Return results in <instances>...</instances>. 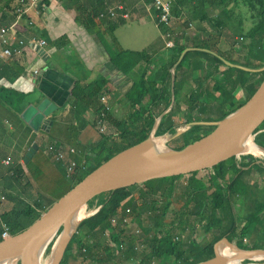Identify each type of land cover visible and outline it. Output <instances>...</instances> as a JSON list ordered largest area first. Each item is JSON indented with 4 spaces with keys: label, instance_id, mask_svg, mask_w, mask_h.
<instances>
[{
    "label": "trees",
    "instance_id": "trees-1",
    "mask_svg": "<svg viewBox=\"0 0 264 264\" xmlns=\"http://www.w3.org/2000/svg\"><path fill=\"white\" fill-rule=\"evenodd\" d=\"M189 1L193 4L186 10V20L172 31V49L176 53L169 60L162 53L161 56H154L148 50L120 47L113 32L124 21L121 18L113 22L107 21L103 28L95 22L97 18L100 19L99 13L105 7L102 1H99V7L96 6L87 13L81 12L79 8L75 9V21L82 24L89 33H95L99 37L111 62L133 80L134 87L130 95L125 97V114L119 116L113 110L110 111L108 101H100L102 96L112 98L115 94L106 78L100 77L92 82H86L81 77L75 79L70 99L74 114L81 118L76 131L85 124L97 127V119L103 112L105 120L114 127L117 136L99 133V141L88 148H82L84 152L71 157L76 164L68 178V190L115 153L147 138L157 113L168 111L154 135L168 133L173 136L178 123L171 121L169 112L186 80H189L190 87L183 96L187 117L185 124L207 121L204 116L211 112L215 114L216 120H221L243 104L258 87L264 71H246L228 66L223 60L247 68H260L264 65V0ZM69 2L76 5L78 0ZM177 3L175 1L173 4V15L177 14ZM20 5L19 0H0V17H7L9 10H15ZM231 19L235 20L234 26L230 25ZM2 23L0 19V24ZM189 23L197 30L217 31L218 35H208L206 38L186 37L184 30ZM155 24L164 33L168 30L156 20ZM106 35L110 37L114 47L106 42ZM66 40L62 36L57 41ZM187 48L189 51L179 60L180 54ZM151 65L155 68L154 74L150 71ZM11 67L15 68V65L10 61H0L2 74L7 75L3 71ZM177 69H180L179 73ZM194 70H200L201 74L192 78ZM19 72L20 69L12 75H18ZM215 76H219V79H215ZM213 85L219 93L213 97L214 104L207 105L203 97L212 98ZM1 91L3 90L0 89ZM240 92L244 96L243 102L235 104L234 100ZM4 99L8 106L16 101L8 93ZM91 110L95 114L92 122L86 117V113ZM204 127L207 130L201 133ZM214 127L211 124H190L185 131L171 139L173 145L170 148L182 149ZM254 134V142L264 147V121ZM239 158L241 160L237 161L236 157H232L203 171L152 179L94 197L86 205V212H94L79 221L60 264H69L71 261L78 264H110L123 248L132 255L116 260V264H190L212 257L214 243L224 236L237 241L245 249L264 248V223L259 225L264 221V161L260 163L251 154L240 155ZM12 161V164L6 166L0 162V188L6 197L0 209V238L5 227L9 234L26 228L57 200L44 198L38 192L31 198L29 176L19 160ZM230 170H233V175H229ZM253 170L262 175L263 183L250 180ZM199 173L201 176H198ZM62 174L64 175L63 167ZM180 179L188 187L185 202L176 211L174 218L165 223L164 217L172 207L178 189L177 181ZM102 195L104 199L97 203L96 199ZM239 195L244 199L241 215L234 209ZM128 215L129 221L136 224L135 228H139V234L134 227L129 228L123 221ZM199 227L205 235L202 243L190 241L192 238L184 243L176 240L177 231L182 234L188 230L190 236H194ZM106 230L111 232L115 245L113 249L103 237ZM81 231L85 233V238L79 235ZM244 236H248L250 242H246ZM89 237L93 238L89 240ZM51 245L50 243L45 249L46 254L51 250ZM138 245L143 248L140 249ZM72 246L76 249L73 254L69 252ZM249 262L251 261L246 260L242 263ZM254 262L264 263V260Z\"/></svg>",
    "mask_w": 264,
    "mask_h": 264
},
{
    "label": "crops",
    "instance_id": "crops-1",
    "mask_svg": "<svg viewBox=\"0 0 264 264\" xmlns=\"http://www.w3.org/2000/svg\"><path fill=\"white\" fill-rule=\"evenodd\" d=\"M69 1L44 0L38 4L39 14H35L33 9L30 8L25 14L26 17L22 16L19 22L21 28L19 35L25 39L41 38L45 40L46 44L38 46L34 43L26 46L21 52L14 54L7 60L13 63L15 68L11 67L4 70L3 72L7 75L0 72V89L3 90L0 92V162L4 166L3 160L6 158L17 159L25 171L24 156L29 148L36 144L37 149H35L27 163L31 162L42 148L46 160L38 166L37 176L40 178L45 176L46 179L52 177L50 163L62 171L61 164L46 149L50 142L73 146L81 154L85 151L82 148H88L101 138L97 127L91 124H85L83 128L76 131L81 118L74 114L71 108L72 100L70 99L71 88L75 79L81 77L86 82H92L100 77L106 78L115 94L112 98L102 97L110 104V111L113 110L119 116L125 114V97L130 95L134 87L133 80L123 74L111 62L109 53L99 37L95 33H89L82 24L75 21L76 8H79L83 13H87L92 11L94 7H99V1H102L105 7L99 13L100 19L97 18L95 22L97 21L103 28L105 22H113L121 18L124 21L123 24L117 26L113 33L115 40L123 49L148 50L154 56L162 53L165 54L167 60L176 53L175 49H172L173 46L166 47L165 43L169 38L155 24L153 11L150 9L148 2L142 3L139 0H78L75 5ZM175 1L178 2L177 14L174 13L171 25L167 27L171 32L175 31L186 20V10L193 4L189 0ZM119 5L122 6L121 9L117 8ZM109 9H114L113 16L108 14ZM101 14H104V16H101ZM147 18L153 20L159 33L150 40L142 41V46L136 48L128 46L135 43L128 34L132 22L142 26L146 24ZM0 19L3 23L11 22L7 17H0ZM234 21L231 19V26L235 25ZM176 24L178 25L176 26ZM189 24L193 27L191 37L206 38L208 35H218L217 31H200L192 23ZM123 26L128 27L124 35L119 38L117 33L122 30ZM173 35L172 33V37ZM62 36H65L67 40L57 41ZM123 39L128 45L123 43ZM105 40L111 47H114L108 35L105 36ZM0 61L2 63L7 62ZM19 69L18 75L13 76L12 73ZM150 71L154 74L155 68L153 65H151ZM177 72L179 73L180 69H177ZM200 74V70H194L192 78ZM215 79L218 80L219 76H215ZM214 86H212L213 96ZM189 87V80H186L184 88L180 90L177 98L174 101L172 100V110L169 114L174 121L177 119L178 111L185 109L183 96ZM7 93L13 99H16V101L11 102V106H8L4 99ZM43 98L50 99L55 104L56 109L45 119L39 130L34 131L23 121L20 113L29 104L38 102ZM209 100L211 99L209 98ZM204 103L207 104L205 101ZM167 113V110L157 113L156 119L161 122ZM86 117L92 122L95 119V114L91 110L86 113ZM204 118L208 121L209 116H204ZM68 157L71 158L72 156L68 155ZM33 191L31 190V192Z\"/></svg>",
    "mask_w": 264,
    "mask_h": 264
},
{
    "label": "water",
    "instance_id": "water-1",
    "mask_svg": "<svg viewBox=\"0 0 264 264\" xmlns=\"http://www.w3.org/2000/svg\"><path fill=\"white\" fill-rule=\"evenodd\" d=\"M188 50L189 48L180 54L179 60ZM223 62L228 66L246 71H264V65L260 68H247L225 59ZM55 109L56 106L50 99L43 98L26 106L20 116L34 131H38L41 124ZM263 121L264 77L254 93L221 120L191 122L186 128L177 130L171 137L185 131L190 124L215 126L210 132L188 143L182 149L176 150L167 146L164 149L152 148L151 137L156 127L154 126L147 138L115 153L88 172L29 226L6 237H1L0 262L15 259L18 264H40L39 259H35L39 248L59 231L57 243L51 249L49 264H60L79 222L71 231L72 223L76 220L80 210L84 211L88 202L94 197L152 179L187 175L210 169L227 159L244 154L241 147L248 139H251ZM255 145L262 147L256 143ZM35 149H37L36 144L29 148L24 156L25 163L28 162ZM221 243L231 247L237 246L238 253L230 256L219 252L218 247ZM213 251L212 257L190 264H227L232 259L238 263L248 260L251 262L247 264H254V261L264 260V248L245 249L240 243L226 236L214 243Z\"/></svg>",
    "mask_w": 264,
    "mask_h": 264
},
{
    "label": "rangeland",
    "instance_id": "rangeland-1",
    "mask_svg": "<svg viewBox=\"0 0 264 264\" xmlns=\"http://www.w3.org/2000/svg\"><path fill=\"white\" fill-rule=\"evenodd\" d=\"M178 24H176L177 26ZM128 26H123L122 27V30H119L117 35L119 36V38H121L126 29H127ZM236 28V27H235ZM263 28H264V25H263ZM130 32H128V34L133 38L132 40L135 41L134 44H130L128 45L124 39H123V43L125 45H128V46H133V47H137V46H142L141 42L142 41H146V40H150L152 37H154L157 33H159V30L158 28H156L154 22L152 19L150 18H147L146 20V24L145 25H142V26H138L136 23H133L130 25ZM178 29V28H176ZM175 29V30H176ZM238 30V29H237ZM122 40V39H121ZM146 44H148L146 42ZM141 48V47H140ZM236 57V56H235ZM218 90H215L214 91V96L213 97H216L218 95ZM243 93L240 92L234 102L235 104H239V103H242L243 102ZM204 101L207 103V105L211 104L213 105L214 104V99H212L210 97L211 100H209V98H206L203 97ZM178 115H177V119L174 121L173 118H170L171 121L173 123H178L177 125V130H181V129H184L187 127V124H185V122L187 121V117H186V113H185V110H182V111H178ZM205 116H209V119H208V122H213V121H216V119L214 118L215 117V114L213 112L205 115ZM161 123L159 122V119H156L154 120L153 122V125H152V128L155 127V130L158 126L161 127L160 125ZM98 130V129H97ZM206 128H202L201 129V133H205L206 132ZM99 132V131H98ZM155 132V131H154ZM208 132V131H207ZM255 135V134H254ZM254 135L251 137L252 141H254ZM156 136V135H155ZM156 137H162L165 139V145L167 147H170L171 145H173L172 143V138L168 133H164L163 135H160V136H156ZM42 149V148H41ZM40 149V151H38V153L34 156V158L31 160V162L29 163H26L25 164V171L27 173V175L29 176V179H30V182H31V185H30V189L31 190H34L31 194V198L32 197H35L36 196V193L38 192V194L42 197H50V198H56L58 197L59 195H63L69 188V180L68 178H66L63 174H62V171L57 169V167L55 165H53L52 163H50V167H51V176L52 177H48L46 179V177H38L37 176V173H38V166L41 164V163H44L43 161L46 160V155L44 154V152H42V150ZM241 155H246V154H241ZM239 156H236V159L237 161H240L241 158H239ZM254 158L258 159L259 161H261L260 163H262V161H264V157L263 156H260V155H253ZM230 175H233V170H230L229 171ZM198 176H201V173L198 174ZM197 176V177H198ZM251 177V181L252 182H255V181H258L260 184L263 183L261 179H263L262 175H260L257 170H253V173H251L250 175ZM229 177V175H228ZM177 186H178V189H177V194H176V197L174 198V201H173V204H172V207L171 209L168 210V212L166 213L165 217H164V222H168L170 221L171 219L174 218L175 216V213L176 211L180 208V206L185 202V199H186V194L188 193V187H187V184L186 182L183 180V179H180L177 181ZM61 195V196H62ZM59 198V197H58ZM57 198V199H58ZM104 199V196L102 195L100 198L96 199V202L99 203L101 202L102 200ZM153 199V198H152ZM151 199V200H152ZM140 202H138L139 204ZM87 207V206H86ZM86 207H85V210L83 212V217L87 216L88 214L94 212L91 211V212H86ZM244 207V199H243V196L242 195H239L237 198H236V201H235V204H234V209L237 211H239L238 213H242V209ZM82 217V218H83ZM81 218V219H82ZM126 219H130V216H126ZM264 223V221L262 220L260 222V226H262ZM128 224V227L132 229V227L135 228V224L131 223L130 221L127 222ZM239 227H237L238 229ZM140 232H138L137 234H139ZM79 235L84 237L85 238V233L83 231L79 232ZM176 236H178V241H180L181 243H184V242H187L190 240V238H192L190 241H194V242H198V243H202L204 241V238H205V235H204V232H203V229L201 227L197 228L195 233H194V236H190V233L189 231L187 230L185 233H180L179 231H177L176 233ZM103 237L108 241V244L111 246V248H115V245H114V242L112 240V236H106V235H103ZM93 237H89V240H91ZM244 239L246 242H250V238L248 236H244ZM53 242H51V249H52V246H53ZM71 242V240L69 241V243ZM68 243V244H69ZM68 246V245H67ZM139 246V245H138ZM221 247L220 249H223V250H226V244L225 243H221ZM140 249L143 248V246L139 247ZM138 248V249H139ZM75 247L72 246L69 250L70 253H74L75 251ZM67 251V250H66ZM65 251V252H66ZM132 254L130 252H127L125 250V248L122 249V252L120 254H118V257L116 259H113L112 260V263L110 264H116L115 261L120 259V258H126L127 256H131ZM50 256H51V250L46 254L45 251L43 252L42 254V257L40 258V263L41 264H47L49 262V259H50ZM126 261V260H125ZM258 261H261V260H258ZM15 264V262H14ZM69 264H78V262L76 261H71L69 262ZM254 264H263V263H255Z\"/></svg>",
    "mask_w": 264,
    "mask_h": 264
},
{
    "label": "built area",
    "instance_id": "built-area-1",
    "mask_svg": "<svg viewBox=\"0 0 264 264\" xmlns=\"http://www.w3.org/2000/svg\"><path fill=\"white\" fill-rule=\"evenodd\" d=\"M44 0H19L20 6L17 7L15 10H9L7 12V17L10 18V23H2L0 24V60L7 61L10 59L14 54L21 52L26 46L30 44H37L38 46H44L46 44L44 39L41 38H31L25 39L23 36L19 35L21 32L20 28V19L23 15H25L30 8L33 9L35 14L40 13V9L38 8V4ZM142 3L149 2L150 9L153 11V19L157 21L159 24H163L166 27L171 25L173 20V13L172 8L174 4V0H139ZM117 8L121 9L122 6L119 5ZM108 14L110 16L114 15V9H109ZM104 16V14H101ZM193 27L191 24L184 30V34L186 37H191ZM167 38L166 47L173 46V37L172 32L167 30L164 34ZM242 40V37L238 38ZM36 72V71H35ZM101 101H104V97H101ZM105 114L103 112L100 113L99 118L97 119V129L99 133L104 134L106 136L116 137L117 133L104 118ZM48 151L53 155L54 159L58 161L64 169V175L66 178L71 177V173L75 167V161L68 157V155L73 156L78 153V151L69 145H63L58 142H50L47 145ZM5 165L12 164L13 161L11 158H6L3 160ZM6 197L3 191L0 188V209L5 201ZM113 221V220H112ZM124 222H128L126 217L123 219ZM136 226V224H135ZM135 232H139V228H135ZM9 233L7 228L5 227L3 232L1 233V237L8 236ZM104 235L110 236L111 232L106 230ZM176 240H178V236H176ZM122 247V246H121ZM140 247V246H139Z\"/></svg>",
    "mask_w": 264,
    "mask_h": 264
},
{
    "label": "bare ground",
    "instance_id": "bare-ground-1",
    "mask_svg": "<svg viewBox=\"0 0 264 264\" xmlns=\"http://www.w3.org/2000/svg\"><path fill=\"white\" fill-rule=\"evenodd\" d=\"M151 145H152V148H155V149H164L165 148V139L162 138V137H156L155 135H152L151 137ZM241 151L244 153V154H251V155H260V156H263L264 157V148L263 147H258L255 145V142L252 141V139H248L244 144L243 146L241 147ZM83 210H80V212L77 214L76 216V220L72 223V226H71V231L74 229V227L77 225V223L81 220V218L83 217ZM58 235H59V231L56 232L52 238L49 239V241L45 244V245H42L39 250H38V253L36 254L35 256V259H39L40 261V258L42 257V254L43 252L45 251V249L47 248V246L52 242H53V246L52 248L55 247L56 243H57V240H58ZM226 250H223L221 251V253H224V254H227V255H230V256H235L237 253H238V247L237 246H229V245H226ZM220 248L221 245L218 247V250L220 252ZM14 262L16 263V260L15 259H9V260H5V261H2L0 262V264H14ZM41 264V263H40ZM49 264V262L47 263ZM227 264H243L241 262H237L236 260L232 259L231 261H229Z\"/></svg>",
    "mask_w": 264,
    "mask_h": 264
}]
</instances>
